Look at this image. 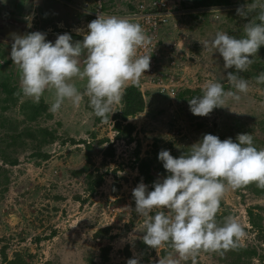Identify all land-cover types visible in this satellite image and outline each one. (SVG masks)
<instances>
[{"label":"rangeland","instance_id":"obj_1","mask_svg":"<svg viewBox=\"0 0 264 264\" xmlns=\"http://www.w3.org/2000/svg\"><path fill=\"white\" fill-rule=\"evenodd\" d=\"M41 1L47 0H19L17 4L0 0V13L10 11L20 18H27L25 25L29 33H45L48 26L44 24L47 20L52 23L57 16L69 13L66 14L67 20L54 30L55 34L53 32L45 37L50 42L60 34L68 33L72 38L78 35L70 33L67 27L80 26L79 21L82 19L90 20L91 17L81 9L86 11L102 5L115 14L112 0H70L71 4L63 1V5L57 4L60 6H56L53 0H48L45 8L41 9L43 26H40L35 20L36 16H33L34 19L30 18L29 12L33 5L40 4ZM126 1L134 4L147 0ZM184 1L168 0L174 13L165 24L159 42V49L166 56L167 70L161 73V78L140 79L139 90L144 95L146 106L142 112L120 121L121 125L125 122L133 124L132 140L127 143L125 138L115 137L111 117L108 122H94L92 111L85 104L87 97L79 106L65 101L58 112L51 111V119L43 122L53 127L55 134L66 139L73 138L76 142L85 139L89 142L92 163L104 175L103 183L95 193L87 196L83 175L74 176L71 173V170L83 163L82 155L86 150L81 142L59 144L54 141L50 147V158L36 163L29 159V149L18 152V164L8 167L11 169V174L7 176L9 181L6 190L0 192V248L4 247L7 257H11L14 251H22L31 255L27 264H43L46 260H50L51 264H127L132 258H138L141 262L134 243L144 235V218L134 211L132 190L143 181L131 159L134 145L138 144L139 157H149L152 160L149 174L162 180L167 176V171L163 168V162L158 159L159 151L169 150L174 158H178L179 156L174 155H179L182 149L202 140L201 133H205V128L209 132L220 128L222 133H229L225 137L234 135L235 121L240 117L238 114L250 113L255 121L252 119L245 123L250 126L253 124L258 136L264 135L261 132L264 129L260 130L256 126L257 119L264 116V90L259 89L249 77H246L250 84L249 92L241 94L239 102L229 100L225 107L215 108L208 116L193 115L189 107L191 98L183 95L177 99L175 96L184 89L194 90L196 93L201 91L199 95H202L203 85L209 79L228 84L226 75L230 69H225L219 53L205 49L203 42L213 38L218 31L233 34L237 25L230 23L227 16L232 14L233 9L251 1L231 0L228 5L199 10L183 7ZM117 6L120 7V4ZM192 15L197 17L190 19ZM31 23L33 26L30 28ZM23 34L26 35L27 32L24 31ZM0 45L1 68L11 60L12 45H4L1 40ZM169 61L173 63L170 64ZM13 75L16 79L19 77L21 83L19 70L13 72ZM76 84L83 90L84 82L76 81ZM165 86L167 88H163ZM169 87H172V91ZM45 99L52 104L54 93L47 91ZM118 107L120 105H113V110ZM8 110L18 114L16 105H11ZM55 120L59 124H55ZM91 131L95 132L93 137L90 136ZM103 138L107 141L100 144L98 140ZM108 143L113 149L112 155L103 157L102 151ZM129 208L133 211L130 212ZM247 209L251 210L255 221L260 222L264 229V196H256L250 190L240 188L228 191L221 203V211L225 216L237 217L245 228L247 235L239 241L241 245L258 242L255 239L256 230L248 220ZM103 226H108V234L113 235L112 238L92 236L96 228ZM36 236L40 240L35 241ZM103 245H109L110 248L107 258L100 260L97 253L98 248ZM124 247H127L128 257ZM159 249H154L148 256V261L140 264H156L162 257ZM89 256L92 263L87 261ZM251 261V264H264V259L261 262L256 257H252ZM181 264L192 262L182 261ZM196 264L221 262L212 253L201 252L196 258Z\"/></svg>","mask_w":264,"mask_h":264},{"label":"clouds","instance_id":"obj_2","mask_svg":"<svg viewBox=\"0 0 264 264\" xmlns=\"http://www.w3.org/2000/svg\"><path fill=\"white\" fill-rule=\"evenodd\" d=\"M236 13L247 21L242 37L218 31L203 42L205 49L219 53L225 69L236 70L226 75L229 88L220 80H207L202 95L189 100L193 115L208 116L249 92V81L240 73L250 68L264 45V0H251ZM87 29L82 41L75 42L68 33L58 35L54 43L39 31L23 36L11 33L10 56L19 69L20 91L25 97L39 103L46 91L53 92V113L65 101L79 106L87 97L94 115L108 122L113 105L122 104L127 87L138 86L149 69L151 54L140 50L147 49L152 38L132 18L115 15H97ZM76 81L84 82L83 90ZM255 82L264 84V72ZM236 140L221 141L216 135L204 134L178 158L162 149L158 159L169 175L154 182L151 191L143 182L132 190L134 211L144 218L143 242L153 249H170L156 264L189 260L196 264L201 252L223 254L237 248L247 235L237 217L217 220L228 191L253 183L264 189V148L254 145L250 133L238 134ZM127 264H139V259H129Z\"/></svg>","mask_w":264,"mask_h":264},{"label":"trees","instance_id":"obj_3","mask_svg":"<svg viewBox=\"0 0 264 264\" xmlns=\"http://www.w3.org/2000/svg\"><path fill=\"white\" fill-rule=\"evenodd\" d=\"M10 1V4H17L19 0H7ZM241 1V0H239ZM251 1V0H249ZM248 1V2H249ZM140 1L135 2L134 4L130 1L124 0H112L113 9H115V13L125 15L131 11H137L138 8L136 7ZM231 3V0H185L183 3V7L188 9H206V8H215L221 7L223 5H228ZM120 4V7L117 6ZM100 10H104V6H99ZM228 17V21L232 22L236 28L235 32L231 35L240 38L244 35L243 26L247 21L242 19L236 13V8L231 11ZM197 13V12H196ZM201 14L205 17L206 14L201 12ZM38 17V15H37ZM197 15H192L189 17L190 19H195ZM3 18H11L17 19L20 22H24V19L20 18L18 15L11 14L10 11L0 13V19ZM241 18V19H240ZM165 25L161 24L160 27L156 30V36L158 37V43L160 42V37L163 34ZM42 32V31H41ZM29 31H27V34ZM73 42L75 41H82L83 37L81 36H74ZM56 40V38L54 39ZM5 45H12L8 42L3 41ZM3 45V46H4ZM1 46V45H0ZM160 48V47H159ZM2 52V51H1ZM157 54L161 60L163 72L167 70L166 66L167 60L165 53L162 52L161 49L157 50ZM83 59V58H81ZM254 63L250 66V68L244 72L240 73L243 75L244 78L249 77L252 82L261 90H264V84H257L255 82V77L259 75L261 72H264V45H262L256 56L253 57ZM17 66L10 60L4 67L0 68V192L6 190V184L8 183L7 176L11 174V169L8 167H14L18 164V152L24 151L26 149L30 150L28 154L29 159L33 160L35 163L42 162L50 158V147L54 141H58L59 144H64L65 142L69 143H77L81 142L86 150V153H83V163L79 165L76 169L71 170V173L74 176L83 175V183H84V191L86 192L87 196L92 195L96 192V190L101 186L104 180V175L97 167H94L90 154H91V146L89 142L85 139H79L77 142L73 138L62 137L59 134H55V129L48 125H45L43 122L52 118V113L50 110L51 103L45 99V93L41 97L39 103L33 102L32 99L25 97L20 89L21 83L19 82V77L16 79L14 77L13 72H16ZM3 71V72H2ZM234 68L230 69L229 72H235ZM156 77H153V80ZM225 88H229V84L225 85ZM199 93L201 91H198ZM199 93H196L194 90L184 89L180 92L175 94L177 99H180L185 95L187 98H192L193 96H199ZM201 95V94H200ZM144 95L139 90L138 86L129 85L126 89V94L123 98L122 104L118 109L113 110L114 112L110 115L113 121V128L115 130V137L116 138H125L126 142L132 140L131 131L133 130V124L130 122H125L121 125L120 121H125L127 117H132L137 113H140L144 110L146 106V100L143 97ZM85 104L89 106L88 100L86 99ZM11 105H16L18 107V114L12 113L8 108ZM89 109L92 111L94 122H101L102 120L96 117L93 113L92 108L89 106ZM235 121V129L234 135H229L225 137L229 133H222L220 128L216 131L209 132L208 128L203 129L205 133H201V136L204 134H213L219 137L221 141L227 138H231L233 142H238L236 137L238 134L242 133H250L254 138V145L260 149L264 148V135L258 136L255 133L254 128L250 126L248 121L254 119L250 113H245L240 115ZM246 118L247 120H244ZM257 118V117H256ZM43 123V124H42ZM55 124H59L58 120L54 121ZM262 126H261V124ZM200 125L201 123H197ZM256 126L261 130L264 129V116L257 119ZM258 129V131H260ZM263 134L264 132L261 131ZM95 134L94 131L90 132V136L93 137ZM203 134V135H202ZM200 138V137H199ZM107 141L106 138L99 139L98 142L100 144ZM190 151V147L182 149V151L174 156H180L184 153ZM113 149L111 148L110 143L106 145V147L102 151V156L107 157L111 156ZM132 161L136 165V169L138 174L140 175L142 181L147 184L149 191L153 190L154 182H157V177L155 175L149 174V167L151 164V159L149 157H139L138 154V144L134 145L132 150ZM169 175V173H167ZM115 188L116 185H113ZM242 189L250 190L254 195H262L264 196V189L258 188L255 183L248 185L247 187H243ZM1 194V193H0ZM78 198V196H76ZM222 203V201H221ZM248 220L250 225L253 226L256 230L255 239L258 240L255 244L246 243L239 246L235 249L228 250L223 254L212 253L217 257V260L221 262V264H251L252 257L258 258L259 261H263L264 259V229L260 222H256L254 216L251 213L250 209H247ZM225 213L220 211L217 214V220L222 221ZM54 232V231H53ZM109 228L108 226L98 227L92 233L94 238H104L110 239L113 235L108 234ZM45 238V237H43ZM40 240L39 237H35V241ZM262 245H260V243ZM135 247L139 251V255L142 261H148V256L152 254L154 251L153 248L148 247L143 242V236L139 238L135 243ZM109 245H103L98 248V257L100 260H105L108 255ZM263 250V253H261ZM170 251L169 248H160L159 254L163 257L167 255ZM125 255L128 257L129 252L127 247H124ZM93 256V255H92ZM31 257L30 254L22 251H14L11 257H7L4 247L0 248V264H27L28 259ZM88 263H92L91 256L87 257ZM139 262V264L141 263ZM50 260H46L43 264H51ZM264 263V262H263ZM57 264V263H55Z\"/></svg>","mask_w":264,"mask_h":264},{"label":"built area","instance_id":"obj_4","mask_svg":"<svg viewBox=\"0 0 264 264\" xmlns=\"http://www.w3.org/2000/svg\"><path fill=\"white\" fill-rule=\"evenodd\" d=\"M136 7L138 8L137 11H131L125 15H122L118 13L113 14L110 9L100 10L99 6H97L94 11L90 12V20L80 23V26L69 27L68 29L69 32L83 37V34L88 31L87 25L92 20L96 19L97 15H115L118 17L132 18L135 22L140 23L145 32L152 38L151 45L147 49L140 50L141 53L147 52L148 54H151L150 67L140 78L153 79V77H156V79H158V77H162L161 73L163 72V67L161 62L163 60H161L159 54H157L160 43L157 41L158 37L156 36V30L161 24L165 25L168 22L169 16L174 13V9L169 7L168 0L140 1ZM169 63L171 64L173 62L169 61ZM163 88H167V86ZM169 89L172 91V87H169Z\"/></svg>","mask_w":264,"mask_h":264},{"label":"crops","instance_id":"obj_5","mask_svg":"<svg viewBox=\"0 0 264 264\" xmlns=\"http://www.w3.org/2000/svg\"><path fill=\"white\" fill-rule=\"evenodd\" d=\"M30 1V0H29ZM48 1V0H47ZM47 1H41L40 2V4L39 3H36V5H33V9L29 12L30 13V18L31 17H33V16H36V18H35V20L37 21V23H39L40 24V26H43V22H42V20H43V17L41 16V9H42V7L43 8H45V3L47 2ZM54 1V3H55V5L56 6H60V5H57V4H62L63 5V3H61V2H63V1H66V4H71L69 1L70 0H53ZM65 6V5H64ZM72 6V5H71ZM28 7V6H27ZM96 7H94L93 9H87L86 11H85V9H81V11L82 12H86L88 15H89V17H91L90 16V12H92V11H94V9H95ZM69 10V9H68ZM38 12H39V16L37 17V15H38ZM66 14H69V13H65L64 12V14H63V16H57L56 17V19L55 20H53L54 22H50L49 20H47L46 22H45V24H44V26L45 25H47L48 27H46L45 28V33H46V37H49L50 36V34L52 33L53 34V32H54V30H56L57 28H59V24L60 23H62V22H64V21H66L67 20V18H68V15H66ZM65 15H66V17H65ZM71 15V14H70ZM22 19H24V31L25 32H27L28 31V28H27V26L25 25V21L27 22V18H22ZM33 19H34V17H33ZM35 22V21H34ZM82 22H84L83 21V19L81 20V22L79 21V23H82ZM86 22V21H85ZM47 23V24H46ZM58 23V24H57ZM33 26V23H31V26H30V28ZM35 27V26H34ZM70 27V26H69ZM49 31V32H48ZM52 31V32H51ZM24 33V32H23ZM43 33V32H42ZM54 34H55V32H54ZM24 34H22V36H23ZM53 36V35H52ZM55 39V38H54ZM54 39H52L51 40V42L52 43H54L55 42V40ZM47 93V91L45 92V94Z\"/></svg>","mask_w":264,"mask_h":264},{"label":"water","instance_id":"obj_6","mask_svg":"<svg viewBox=\"0 0 264 264\" xmlns=\"http://www.w3.org/2000/svg\"><path fill=\"white\" fill-rule=\"evenodd\" d=\"M24 30V24L19 20L3 18L0 19V40L13 43L10 34L16 33L17 35L22 36Z\"/></svg>","mask_w":264,"mask_h":264}]
</instances>
